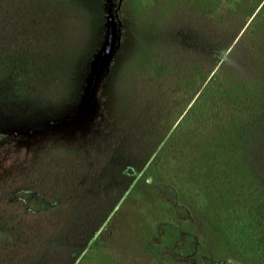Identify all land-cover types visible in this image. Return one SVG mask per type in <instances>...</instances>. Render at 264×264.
Returning a JSON list of instances; mask_svg holds the SVG:
<instances>
[{
    "label": "rangeland",
    "instance_id": "1",
    "mask_svg": "<svg viewBox=\"0 0 264 264\" xmlns=\"http://www.w3.org/2000/svg\"><path fill=\"white\" fill-rule=\"evenodd\" d=\"M0 264H264V0H0Z\"/></svg>",
    "mask_w": 264,
    "mask_h": 264
}]
</instances>
